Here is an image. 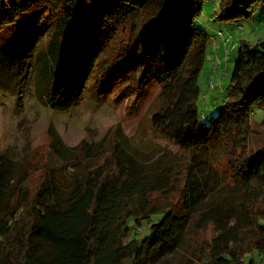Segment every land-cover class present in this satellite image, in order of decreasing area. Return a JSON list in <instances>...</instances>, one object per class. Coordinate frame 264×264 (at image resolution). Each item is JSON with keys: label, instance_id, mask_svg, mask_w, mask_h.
Here are the masks:
<instances>
[{"label": "trees", "instance_id": "16d2710c", "mask_svg": "<svg viewBox=\"0 0 264 264\" xmlns=\"http://www.w3.org/2000/svg\"><path fill=\"white\" fill-rule=\"evenodd\" d=\"M206 1L0 0V35L31 17L26 35L50 32L39 76L53 106L80 94L93 74L99 96L117 87L119 97L139 96L154 81L153 130L187 157L156 179L111 135L68 147L53 127L42 168L0 151V264H151L171 256L182 234L209 229L192 261L177 264H257L254 253L264 262V142L253 128L264 124L253 121L256 108L264 111V40L241 42L224 104L206 125L199 79L210 37L196 25ZM216 1L218 22L252 20L264 6Z\"/></svg>", "mask_w": 264, "mask_h": 264}, {"label": "rangeland", "instance_id": "374dc122", "mask_svg": "<svg viewBox=\"0 0 264 264\" xmlns=\"http://www.w3.org/2000/svg\"><path fill=\"white\" fill-rule=\"evenodd\" d=\"M219 11L220 2L208 0L196 20L197 27L210 37L206 62L199 79L201 96L198 108L200 120L206 125L211 124V119L218 115L224 104L237 56L234 45L241 42L253 45L264 40V6L255 8L252 20L236 23L216 21ZM33 23V17L24 18L0 35V151L20 164L42 168L52 157L48 128L53 127L68 147H75L83 140L90 144L98 143L111 135L110 138L114 137L124 144L140 162L142 173L156 179L161 172L169 169L176 171L185 165L187 157L181 156L182 152L153 130L150 117L159 107L157 102L160 95V87L154 81L139 96L119 97L118 87L109 95L99 96L96 84L98 75L93 74L82 92L61 106H53L44 98L40 90L39 65L41 56L46 52L50 32L38 28L26 35ZM220 33L223 37H220ZM230 36L232 42L225 44ZM10 42L12 46L8 50L5 45ZM107 55L106 60H110L111 53ZM218 61H221V65L215 68L213 62ZM253 121L256 124L264 121L262 109L254 110ZM253 128L259 133L257 141L263 143L264 124H253ZM215 158V169L222 174L225 163L218 156ZM98 163L99 160L90 162L84 168ZM72 173L71 170L63 173L67 182L75 175ZM176 199V196H170L172 203ZM157 220L158 217L154 216V222ZM261 224L264 226V222ZM146 233L147 229L143 227L135 235L143 237ZM193 234H182L171 256L151 264L192 261V251L210 238L211 229L201 231L196 236ZM190 243L192 250L187 254L186 247ZM249 258L257 264H264L257 253Z\"/></svg>", "mask_w": 264, "mask_h": 264}, {"label": "built area", "instance_id": "2783aa9c", "mask_svg": "<svg viewBox=\"0 0 264 264\" xmlns=\"http://www.w3.org/2000/svg\"><path fill=\"white\" fill-rule=\"evenodd\" d=\"M219 35H220V37H223L222 33H220ZM232 40H233V38H232V36H230L228 39L225 40V44L231 43ZM238 47H239V45L235 44L233 48L236 51L238 49ZM227 57H228V54H227ZM213 65L215 68L220 67L221 61L213 62Z\"/></svg>", "mask_w": 264, "mask_h": 264}, {"label": "crops", "instance_id": "0c3cea01", "mask_svg": "<svg viewBox=\"0 0 264 264\" xmlns=\"http://www.w3.org/2000/svg\"><path fill=\"white\" fill-rule=\"evenodd\" d=\"M218 47L221 48L222 47L221 44L218 43Z\"/></svg>", "mask_w": 264, "mask_h": 264}]
</instances>
